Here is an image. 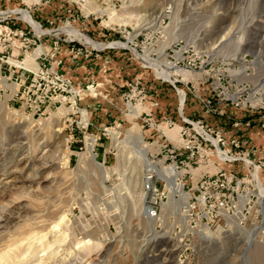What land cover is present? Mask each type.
<instances>
[{"label":"rangeland","instance_id":"1","mask_svg":"<svg viewBox=\"0 0 264 264\" xmlns=\"http://www.w3.org/2000/svg\"><path fill=\"white\" fill-rule=\"evenodd\" d=\"M186 43L210 65L175 68ZM0 79V264H264V168L239 159L264 163V0H0ZM164 165L190 194L231 172L251 208L187 225Z\"/></svg>","mask_w":264,"mask_h":264},{"label":"built area","instance_id":"2","mask_svg":"<svg viewBox=\"0 0 264 264\" xmlns=\"http://www.w3.org/2000/svg\"><path fill=\"white\" fill-rule=\"evenodd\" d=\"M39 26L41 29V33L37 34V37L39 40H41L43 36L47 35V33L46 31L43 30L40 24ZM27 27H29V25ZM178 44H180V42H178L176 45ZM178 52L182 53V57L181 59L175 61L174 63L175 68L181 69L184 66L188 72H196L198 69H204L210 65V60L208 58L204 59L202 57V53L199 50H197L193 45L186 43L183 46H181ZM188 57L189 59H187ZM258 123L259 126L257 125L256 127L260 129L262 132H264V116L258 118ZM252 125L254 124L251 118H249V120L246 123L241 124V126H243L244 128H250ZM254 127L255 126H252V128ZM184 145H185V149L187 150L191 149V146H189V144L187 145L185 143ZM236 147L239 149L241 145L238 144ZM239 155H241L239 159L243 160L247 164V170L249 172L247 177L251 178V180L245 183H251V182L256 183L254 180L255 179L254 173L256 169H258L259 170L258 178H256V180L258 181L257 183L262 184L263 186V183L261 182L259 175L261 173V170L264 168L263 167L264 163L255 165L248 158H246V154L242 155L239 153ZM252 168L254 172L251 171ZM236 178L237 176H235L231 172L229 173L226 170L221 169L216 174L204 176L203 178H201L200 181H198L197 186L194 188L195 189L194 192L191 193V198L188 202L190 208L189 210H187V214L190 218L191 225L194 224L195 226H200V225L209 226V224L214 223L216 220L225 219L226 216H231V213L234 214L237 211L243 199L245 201L244 212L245 210L248 211V209L251 208L253 201L252 195L248 190L244 191L243 189H241L243 182L242 183L237 182V186L236 187L233 186L232 183ZM145 190L147 194L154 193L155 195L158 196L157 199L153 198L152 206L150 205L152 208L159 205L158 202L159 200H160V204L163 203L165 193L163 192L161 193L159 191L158 187L153 181V176L152 178H148L146 180ZM260 208L262 210L263 206H260ZM261 215L263 216V212Z\"/></svg>","mask_w":264,"mask_h":264},{"label":"bare ground","instance_id":"3","mask_svg":"<svg viewBox=\"0 0 264 264\" xmlns=\"http://www.w3.org/2000/svg\"><path fill=\"white\" fill-rule=\"evenodd\" d=\"M39 55V53H36V54H34V55H32V57L30 58V60L32 61V65H33V67H32V69H34V70H38V65L36 64V59H37V56ZM179 55H181V54H179ZM29 62V61H28ZM15 64H17V65H23L24 63H19V62H15ZM37 65V66H36ZM36 66V67H35ZM174 67V66H173ZM2 87H6V88H13V90H12V92H14V93H12V94H16L17 92H18V89H19V85H17V84H15V83H13V84H9V82H8V79H0V88H2ZM14 95H11V96H9V98L10 97H12V96H14ZM64 111H67V110H65L64 109ZM84 114V121H85V123L87 122V114L84 112L83 113ZM87 124V123H86ZM90 141V142H89ZM88 142H89V144H88V148H87V151H86V153L85 154H82V156L80 157V166L87 160L86 158H85V155L86 154H88V156H89V158H88V160H89V163L92 165V166H94V167H96V168H98V169H100L101 170V172L103 173L102 174V180H103V183L104 182H106L108 179H110V177H111V175L109 174V173H107L106 172V170L104 169V167H103V165L102 164H98L97 162H96V159H95V153H94V151H93V149H94V145H95V140H88ZM142 142V141H141ZM143 143V142H142ZM144 144V143H143ZM147 153H149L148 152V150L146 151V149H143L142 148V150H141V155L143 156V163H144V161H146V159H147ZM80 156V155H79ZM147 166H148V168H150V170L152 169V168H154L155 166L150 162V160H147ZM163 170L165 171V173L166 174H169V175H173V179H172V181L170 182V186H171V188H172V191H171V193H170V196L171 197H174V195L175 194H179L180 196H181V198L183 199V205L185 206L184 208H180V215H181V217H182V219L185 221V222H187V225L189 224V222H190V218H189V216H188V214H187V210H189V208H190V206H189V204H188V202H189V200H190V198H191V194L190 193H185L184 192V190H183V185L179 182V170H178V167L177 166H169V167H166L165 165H164V168H163ZM165 181V180H164ZM166 182V181H165ZM258 203H260L261 205H264V195H261V194H259V198H258ZM164 204V208H166V209H169V207H170V205L171 204H166V203H163ZM166 204V205H165ZM153 208L151 207V206H149V207H147V208H145V210H147V213H145V214H147V216H150L151 218H153L154 217V213H151V210H152ZM182 209H186L185 211H181ZM189 221V222H188ZM59 228V227H58ZM55 231V230H54ZM57 231V230H56ZM59 231V230H58ZM9 253V252H8ZM7 253V254H8ZM5 255H6V253H5ZM7 258V257H6Z\"/></svg>","mask_w":264,"mask_h":264},{"label":"crops","instance_id":"4","mask_svg":"<svg viewBox=\"0 0 264 264\" xmlns=\"http://www.w3.org/2000/svg\"><path fill=\"white\" fill-rule=\"evenodd\" d=\"M260 135H262V134H260ZM263 136V139H264V135H262ZM263 149H264V147H263Z\"/></svg>","mask_w":264,"mask_h":264}]
</instances>
